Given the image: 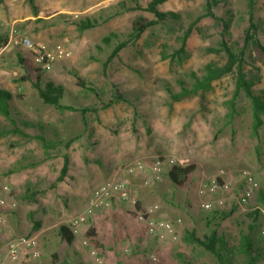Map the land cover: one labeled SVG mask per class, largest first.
Returning a JSON list of instances; mask_svg holds the SVG:
<instances>
[{"label": "rangeland", "instance_id": "rangeland-1", "mask_svg": "<svg viewBox=\"0 0 264 264\" xmlns=\"http://www.w3.org/2000/svg\"><path fill=\"white\" fill-rule=\"evenodd\" d=\"M148 2L33 0L32 7L27 0H0V34L8 37L0 48V89L13 97L11 117L15 119L19 115L41 123L48 139L63 143L74 139L69 149L60 144L45 158L34 139L25 140L16 135L0 137V191L8 186L10 193L2 196L14 201L16 206L14 210L0 211L6 219L3 233L9 241L19 236L36 237L42 251L41 258L30 261L23 256L20 264H73L74 261H67L69 253H74L79 264H96L90 247L103 264H183L184 261L217 264L202 248L186 245L182 240L184 233L194 230L202 239L216 231L230 245L237 244L247 233L248 215L255 209L261 213L264 210L257 200L258 191L264 190V118L254 136L250 103L240 92L234 103L233 119L227 124V102L235 90L234 76L213 82L202 103L195 96L169 105L164 88L167 85L178 92L179 82L191 86V73L200 77L205 65L225 62L223 53L207 52L208 48H218L220 27L204 16L205 0H168L161 5V12H172L178 19L167 18L147 29L134 45L124 48L108 63L104 76L102 64L113 45L130 33L132 22L137 17L155 20L144 10ZM214 12L222 19L231 16L229 44L239 50L242 32L248 26L246 0H221ZM255 15L264 19V0H255ZM83 19L96 20L98 24L79 32L73 22ZM195 21L198 22L187 39L185 57L181 61L170 60L179 48V38ZM111 33L116 38H112L110 47L104 46L101 39ZM32 48L53 55L48 67L38 66ZM163 55L168 58L162 59ZM255 65L259 67L260 81L253 91L264 92V67ZM37 69L42 70L43 81L64 87L60 103L73 110L59 113L41 103L30 85ZM73 73L83 80L85 88L78 86ZM26 77L30 81H21ZM114 90L122 93L125 101L105 107L113 100ZM84 107L90 109L84 116L86 125L79 113ZM6 127L9 124L0 115V130ZM24 131L30 135L37 132L36 129ZM63 154H68L69 171L61 182L55 183ZM154 156H170L177 165L195 167L182 186H174L168 180L169 167L165 168L161 182L146 185L142 180L146 189L153 190L154 203L168 219L181 220L176 242L145 239L139 224L141 237L139 244H134L130 236L134 231L138 233V224L132 213L123 209H116L115 213L106 210L98 217H89L71 245L60 238L59 227L83 211L94 189L111 179L123 178L116 173L117 169H124L135 160L149 164ZM243 171L253 176L256 187L248 207L241 208L233 199L241 193ZM213 178H224L230 186L227 192L219 191L207 197L223 198L224 206L205 212L200 202L206 197L199 196V190L206 188ZM26 190L38 192L36 204L24 200ZM222 215L226 217L221 218ZM260 220L259 229L252 235L255 242L264 237L261 233L264 220ZM90 228L96 232L98 247L89 242ZM84 240L88 246L83 245ZM238 260V264L245 261L242 256ZM258 264H264V259Z\"/></svg>", "mask_w": 264, "mask_h": 264}, {"label": "trees", "instance_id": "trees-1", "mask_svg": "<svg viewBox=\"0 0 264 264\" xmlns=\"http://www.w3.org/2000/svg\"><path fill=\"white\" fill-rule=\"evenodd\" d=\"M30 6L33 7V0H27ZM168 0H149L145 7V11L152 14L155 20H147L143 17H137L131 26L130 33L126 38L120 42H117L111 48V51L102 64V70L104 76L106 77V69L108 63H110L114 58H117L119 53L129 45H134L143 33L150 27L166 21L167 18L176 20L177 15L168 12L163 13L159 10V7L166 3ZM221 0H205L204 16L210 18L215 22L216 25L220 27L219 37L220 41L218 43V48H208V53L224 54L225 62L223 65H217L214 63H209L204 66L202 70V75L197 77L195 74L191 73L190 78L192 79L191 86H186L185 83L179 82V91L174 92L169 86H165V91L169 97L170 103L180 102L184 99L191 97H198L202 103L205 99L204 95L211 91L212 84L216 80H219L227 75L234 76V86L235 90L232 98L227 102L228 112L225 116L227 124H229L234 115V103L240 92H243L244 96L249 100L251 115H252V133L254 136L257 134L258 129L262 125V118H264V92L255 93L253 87L256 83L260 81L257 74L259 67L255 64L259 63L260 66L264 67V19L258 18L255 15V0H246L247 4V28L242 32V45L239 50L230 46L229 41L231 37L230 26L232 23L231 16L222 19L218 17L214 9L218 7ZM200 20V19H199ZM198 20V21H199ZM198 21L189 25L181 37L179 38V48L174 51V53L169 57L170 60L176 58L177 61H181L186 55V42L191 34L192 28L197 24ZM74 26L79 32L90 30L98 24L96 20L83 19L73 22ZM7 35L0 34V48L7 43ZM112 38L116 36L111 33L101 39L104 46H111ZM249 57V60H248ZM168 56L163 55L162 59H166ZM250 65V69L246 68ZM40 69L36 70V75L34 80H29L27 77L22 78L21 81H30L32 89L37 93L38 99L42 104L54 108L59 113L64 111H70L74 108L71 106H66L60 103L61 98L64 95L65 89L61 85H56L50 80L43 81ZM76 80L77 84L81 88H85L86 85L80 77L73 73L72 74ZM88 90H92L87 87ZM113 100L108 101L105 107L124 102L125 99L123 94L118 90L113 91ZM12 95L0 89V115L8 122L9 127L0 130V137L5 135H16L22 139H34L42 148L45 158H48L49 153L58 148L61 144L64 149H69L71 143L74 139H70L66 142L60 140H51L45 136L44 127L41 123L31 121L29 119H23L19 115H15V119L11 117V102ZM92 112H97L96 109H92ZM90 109L87 107L81 108L79 113L81 115L82 123L86 125L84 116L86 112ZM23 128V129H22ZM24 129H36L37 132L34 135L25 133ZM195 167L193 165L179 166L175 165L171 167L167 172V178L174 186H182L186 181L188 176L194 171ZM69 171V157L68 154H63L62 165L59 169V175L57 176L55 183L61 182L67 175ZM14 171H8V173H13ZM220 182V179H217ZM38 195L37 191L26 190V194L23 196L24 200L36 204ZM257 200L261 205L264 206V190H259L257 194ZM138 208H140L138 206ZM250 223L247 225V233L240 237L237 244L230 245L226 240L224 235H218L216 231H211L208 235H205L202 239L199 238L194 230L186 231L183 236V242L186 245L198 246L212 256L217 264H238V257H244L245 261L243 264H258L264 259V237L258 242L253 239V234L259 225H261V218L263 219V214L261 210L255 209L249 215ZM222 215L221 218H225ZM33 220V217L30 216ZM37 223L34 222V225ZM59 236L67 244L71 245L74 241L75 236L67 229L66 226L59 227ZM89 242L93 246L98 247L99 243L95 240L96 232L93 228H90L87 233ZM183 264H191L188 261H184Z\"/></svg>", "mask_w": 264, "mask_h": 264}, {"label": "built area", "instance_id": "built-area-1", "mask_svg": "<svg viewBox=\"0 0 264 264\" xmlns=\"http://www.w3.org/2000/svg\"><path fill=\"white\" fill-rule=\"evenodd\" d=\"M27 46H30L28 40H24ZM17 44V41H14ZM35 54V62L42 69L49 66L53 60V55L48 52H44L41 49L32 48ZM59 54L63 53V50L57 48ZM177 165V162L170 156H154L149 164L142 160H135L124 166V171L128 175L145 174L144 183L151 185L153 183L161 182L164 170L166 167H173ZM180 166V165H179ZM242 178V190L241 193L234 197L233 202L243 208L248 207L249 201L253 195L256 187L253 176L248 171L241 173ZM213 178L209 181L206 188L199 190V196L205 199L201 200L200 207L205 212H211L215 208H222L225 204L223 198L210 199L209 196L215 195L217 192H227L229 190L230 182L224 178ZM4 194L10 193L8 186H3L1 190ZM117 203H126L132 208V216L134 220L142 225L145 229V233L151 240L157 243H174L178 240L177 226L181 223V220L168 221L157 219L155 212L158 210L157 206H150L144 208H138L137 199L132 195L129 190V183L124 178L111 179L103 184L99 185L86 199L85 207L83 211L69 219L66 223L67 229L76 237L79 233L78 230L81 225L85 224L89 217H92L96 211L109 208ZM15 202L8 201L5 197L0 196V211L14 210ZM264 215V210L262 211ZM6 224L4 215L0 214V233L3 231ZM264 234V227L261 231ZM83 245L88 246L86 240ZM90 254L94 257L96 264H103V260L97 255L93 248H89ZM128 253V251H125ZM21 256H26L29 260H36L41 258L42 251L39 242L36 237L19 236L13 240H10L6 244L5 258L10 262L19 261ZM151 260H155L154 256H150ZM5 264V263H1Z\"/></svg>", "mask_w": 264, "mask_h": 264}, {"label": "crops", "instance_id": "crops-1", "mask_svg": "<svg viewBox=\"0 0 264 264\" xmlns=\"http://www.w3.org/2000/svg\"><path fill=\"white\" fill-rule=\"evenodd\" d=\"M116 173L120 174L124 179H126L128 181V183H129V190L131 191L132 195L137 199V202H138L137 205L140 208L150 207V206H157L160 209H158L155 212V217L157 219L171 221L170 219H168L169 218L168 215L165 212H162V208L157 203H154L155 202L154 199L156 197L152 193L153 190L152 189L149 190V189H146V187H144L145 185L142 182V180L145 179V177H144L145 174H138V175L131 176V175H128L124 171V169H117ZM2 195H4V193L2 191H0V196H2ZM77 203H79V202L77 201ZM116 209H118V210L123 209V211H127L128 210L129 211V214L132 212V208L130 207V205H128L126 203H117V204H114L113 206H111L109 208H105V209L96 211L92 217H94V216L95 217L96 216L98 217V214L100 212H103V211H106V210L107 211H112V213H115L116 212ZM92 217H90V218H92ZM133 220H134V218H133ZM137 226H138V228H136V230L138 231V233H135V231H134V232L131 233V236H130L131 241L134 242V244H136V245L139 244V243H137V241L141 237V233L139 231V228H140L141 225L139 226V224H138ZM141 227L143 229L144 238L145 239L148 238V236L145 233L144 227L143 226H141ZM6 235H5V233H3V231L0 233V264L1 263H5V264H20L23 256H21L20 259H19V261H16V262H10V261L6 260V258H5L6 244L9 241L8 238L6 237ZM74 257L76 258V256H74V253H69V257L67 258V261L68 260L70 262L74 261L73 264L74 263L75 264H79V263H77V261H75L76 259ZM30 261H33V260H30Z\"/></svg>", "mask_w": 264, "mask_h": 264}]
</instances>
